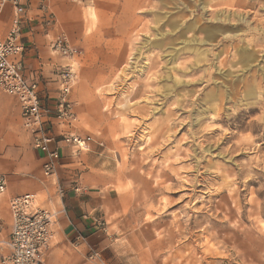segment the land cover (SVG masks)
I'll list each match as a JSON object with an SVG mask.
<instances>
[{"label": "rangeland", "instance_id": "rangeland-1", "mask_svg": "<svg viewBox=\"0 0 264 264\" xmlns=\"http://www.w3.org/2000/svg\"><path fill=\"white\" fill-rule=\"evenodd\" d=\"M239 1L85 4L75 155L118 206L91 263L264 264V0Z\"/></svg>", "mask_w": 264, "mask_h": 264}, {"label": "crops", "instance_id": "crops-1", "mask_svg": "<svg viewBox=\"0 0 264 264\" xmlns=\"http://www.w3.org/2000/svg\"><path fill=\"white\" fill-rule=\"evenodd\" d=\"M88 2L82 0L80 5L71 0H51L57 24L50 29L45 26L39 0H32L27 12L29 22L23 39L28 46L23 60L25 74L30 80L40 79L41 75L42 95L51 106L60 89L54 72L57 67L68 65L69 61L53 53L51 42L60 33L66 34L75 48L82 49L80 64L97 45L95 36L86 33L84 11ZM239 2L247 5V0ZM96 8L104 10L100 4ZM13 18V8L8 5L0 20L1 38H6ZM70 100L78 117L75 131L82 133V74L81 81L70 94ZM59 129L56 128L57 131ZM61 153L55 177L46 178L42 169L43 156L33 148L31 137L23 127L19 102L0 90V175L7 180V190L0 194V258L9 252L6 243L12 233L10 199L35 194L40 207L58 213L55 237L43 264H93L88 256L103 238L102 220L107 221L118 211L116 199H113L104 178L91 172L82 174V156H76L82 152L76 154L72 147L64 146ZM59 189L64 191L63 196L59 195Z\"/></svg>", "mask_w": 264, "mask_h": 264}, {"label": "built area", "instance_id": "built-area-1", "mask_svg": "<svg viewBox=\"0 0 264 264\" xmlns=\"http://www.w3.org/2000/svg\"><path fill=\"white\" fill-rule=\"evenodd\" d=\"M39 1L45 26L50 29L57 21L51 0ZM8 5L13 8L14 18L6 38L0 37V90L19 102L23 127L31 137L33 148L43 156V174L53 178L60 166L64 146L72 147L77 154L89 151L95 140L75 131L78 117L70 93L76 76L71 65L58 70L60 89L53 106L47 104L42 95L41 75L37 80L26 76L23 60L28 46L23 39L32 0H0V20ZM51 50L64 58H73L79 52L64 33L51 42ZM56 128H60L59 131ZM6 190V177L0 175V194ZM58 193L63 196L64 191L59 189ZM9 206L12 233L6 243L9 252L1 256L0 264H43L55 237L58 213L40 207L35 194L13 197Z\"/></svg>", "mask_w": 264, "mask_h": 264}]
</instances>
